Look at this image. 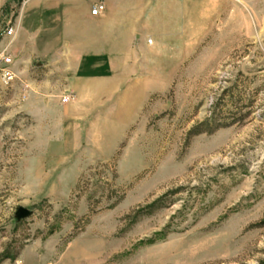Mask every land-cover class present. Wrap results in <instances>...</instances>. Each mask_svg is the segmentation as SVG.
<instances>
[{"label":"rangeland","instance_id":"obj_1","mask_svg":"<svg viewBox=\"0 0 264 264\" xmlns=\"http://www.w3.org/2000/svg\"><path fill=\"white\" fill-rule=\"evenodd\" d=\"M119 9L102 79L45 55L56 25L9 48L0 264H264V0Z\"/></svg>","mask_w":264,"mask_h":264},{"label":"crops","instance_id":"obj_2","mask_svg":"<svg viewBox=\"0 0 264 264\" xmlns=\"http://www.w3.org/2000/svg\"><path fill=\"white\" fill-rule=\"evenodd\" d=\"M99 1L104 2L105 11L99 16H93L91 9ZM129 1L30 0L23 7L21 17L15 27L14 41L22 47L30 48V40L35 32L34 25H56L59 29L58 35L47 42L45 55L84 58L79 61L77 75L91 74L93 76L90 78L102 79L106 74L113 72L114 67L112 60L101 58H111L114 54L103 50L97 51L98 42L114 41L119 38L108 36L104 30H99V26H106L108 20L119 15V6ZM143 1L150 3L153 0ZM11 5L12 0H0V14ZM51 30L42 33L50 36L49 34L53 33ZM62 41L68 43L62 48L52 47L55 43L59 46Z\"/></svg>","mask_w":264,"mask_h":264},{"label":"built area","instance_id":"obj_3","mask_svg":"<svg viewBox=\"0 0 264 264\" xmlns=\"http://www.w3.org/2000/svg\"><path fill=\"white\" fill-rule=\"evenodd\" d=\"M25 3L28 0L24 1ZM105 11V4L99 1L94 4L91 14L99 16ZM15 38V28L6 22L3 16L0 17V88L10 87L17 79V74L13 68L14 59L9 52V48ZM27 89V88H26ZM26 89L25 92L26 93ZM25 96V95H24Z\"/></svg>","mask_w":264,"mask_h":264},{"label":"trees","instance_id":"obj_4","mask_svg":"<svg viewBox=\"0 0 264 264\" xmlns=\"http://www.w3.org/2000/svg\"><path fill=\"white\" fill-rule=\"evenodd\" d=\"M7 9V8H6ZM4 13V11L2 12V14ZM2 14H0V17L3 16Z\"/></svg>","mask_w":264,"mask_h":264},{"label":"water","instance_id":"obj_5","mask_svg":"<svg viewBox=\"0 0 264 264\" xmlns=\"http://www.w3.org/2000/svg\"><path fill=\"white\" fill-rule=\"evenodd\" d=\"M24 211H25V210H24ZM23 214H25V212H24Z\"/></svg>","mask_w":264,"mask_h":264}]
</instances>
